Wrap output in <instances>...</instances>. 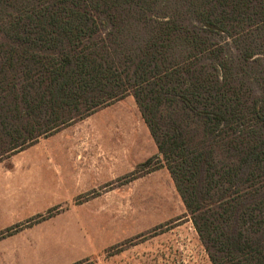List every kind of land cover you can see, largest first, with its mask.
<instances>
[{
    "label": "trees",
    "instance_id": "obj_1",
    "mask_svg": "<svg viewBox=\"0 0 264 264\" xmlns=\"http://www.w3.org/2000/svg\"><path fill=\"white\" fill-rule=\"evenodd\" d=\"M126 96L157 155L125 179L165 167L211 264H264V0H0V161Z\"/></svg>",
    "mask_w": 264,
    "mask_h": 264
},
{
    "label": "rangeland",
    "instance_id": "obj_2",
    "mask_svg": "<svg viewBox=\"0 0 264 264\" xmlns=\"http://www.w3.org/2000/svg\"><path fill=\"white\" fill-rule=\"evenodd\" d=\"M113 105L137 108L131 96ZM133 111L139 113L138 109ZM96 116L62 128L65 142L48 147L55 155H64V163L56 164L73 172L71 183L75 187L54 192L57 201L48 208L33 211L8 226L0 225L3 231L39 215L45 217L0 240V264H211L165 167L125 179L138 165L157 155L151 136L147 146L134 122L133 143L143 149L135 155L133 165L126 164L121 159L122 150L116 147L125 143L126 132L121 126L107 134L95 130L93 121L100 119ZM50 136L5 156L0 170H39L40 165L48 164L47 169H55L46 158L39 160L46 153L45 141ZM83 154L86 158L79 161ZM87 165L95 173L91 178L82 177L78 170ZM84 169L88 173V168ZM24 211L17 210L14 216Z\"/></svg>",
    "mask_w": 264,
    "mask_h": 264
},
{
    "label": "crops",
    "instance_id": "obj_3",
    "mask_svg": "<svg viewBox=\"0 0 264 264\" xmlns=\"http://www.w3.org/2000/svg\"><path fill=\"white\" fill-rule=\"evenodd\" d=\"M133 109L138 108L132 105H110L91 115L94 118L98 114L96 116L98 118L99 113L104 111L102 113L103 116H99V120L94 119L93 121V124L96 123L94 129L102 130L103 134L112 132V129L117 126H121L126 132L125 143L116 146L122 150L121 159L126 164L134 163L135 155L137 156L138 151L143 149V146L140 148L137 143H135L136 145L133 143L134 122H137L141 137L144 138V142L147 146L150 144L151 138H149L148 128L141 119L140 114L135 113ZM64 132L65 129H61V131L52 134L45 141V155L39 156V160L41 158H46L47 162L51 161L54 167H56L55 169H47V167L50 166L48 164L40 165L42 169L39 170H0V225L8 226L13 222H18L21 219L27 218L33 214V211L48 208L52 202L57 201L54 192L68 191L70 187H75V185L71 183L73 172L69 168H64L63 166L59 167L56 164L57 162L64 163V155H55L57 153H54V150L48 149V147L58 146L59 143L65 142L66 135H64ZM84 158H86V155L83 154L79 161ZM143 160L144 159L140 161ZM84 168H88V173H86L87 169ZM78 170L82 177L91 178L95 175L89 165L83 166L81 169L78 167ZM105 171L106 175L110 176L108 168H106ZM5 187L7 190L4 191ZM35 188L48 189L49 192L47 193L44 191L43 193H37L34 190ZM20 209L25 211L22 212L19 217L14 216V213Z\"/></svg>",
    "mask_w": 264,
    "mask_h": 264
}]
</instances>
